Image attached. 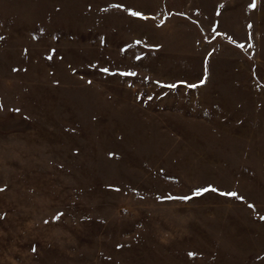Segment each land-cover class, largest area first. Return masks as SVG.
Returning <instances> with one entry per match:
<instances>
[{
	"label": "rangeland",
	"instance_id": "374dc122",
	"mask_svg": "<svg viewBox=\"0 0 264 264\" xmlns=\"http://www.w3.org/2000/svg\"><path fill=\"white\" fill-rule=\"evenodd\" d=\"M164 20L0 0V264H264V0L232 43Z\"/></svg>",
	"mask_w": 264,
	"mask_h": 264
},
{
	"label": "crops",
	"instance_id": "0c3cea01",
	"mask_svg": "<svg viewBox=\"0 0 264 264\" xmlns=\"http://www.w3.org/2000/svg\"><path fill=\"white\" fill-rule=\"evenodd\" d=\"M163 2L165 28L169 29V37L173 43L180 44V50H183L191 39H194L197 48L206 40L218 43L224 39L232 43V25L235 27L243 25L242 22H232V19L250 18L253 14V7L250 5L255 3V0H163ZM248 25L250 24L245 23L244 27L247 28ZM222 26L230 29L222 30ZM221 56L232 57V54L217 57ZM206 57L209 55L204 53L202 58Z\"/></svg>",
	"mask_w": 264,
	"mask_h": 264
},
{
	"label": "snow or ice",
	"instance_id": "6c2138e0",
	"mask_svg": "<svg viewBox=\"0 0 264 264\" xmlns=\"http://www.w3.org/2000/svg\"><path fill=\"white\" fill-rule=\"evenodd\" d=\"M116 7H119L118 5ZM250 7H255V3H253L252 5H250ZM131 15L134 16H140V13H136V12H132ZM104 71H107V69H105ZM126 75H134V73H127ZM189 87H196V85H188ZM167 87H176V85H168ZM229 195H235V193H229ZM262 219H264V217H262Z\"/></svg>",
	"mask_w": 264,
	"mask_h": 264
}]
</instances>
